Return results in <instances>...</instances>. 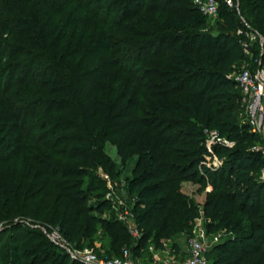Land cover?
I'll list each match as a JSON object with an SVG mask.
<instances>
[{
	"label": "trees",
	"instance_id": "1",
	"mask_svg": "<svg viewBox=\"0 0 264 264\" xmlns=\"http://www.w3.org/2000/svg\"><path fill=\"white\" fill-rule=\"evenodd\" d=\"M217 3L212 34L192 0H0V264H82L42 226L100 257L149 260L200 201L208 231L230 234L212 264H264V155L228 78L248 62L243 22L264 38V0ZM205 130L234 144L213 148L215 171ZM99 170L124 185L137 240Z\"/></svg>",
	"mask_w": 264,
	"mask_h": 264
},
{
	"label": "built area",
	"instance_id": "2",
	"mask_svg": "<svg viewBox=\"0 0 264 264\" xmlns=\"http://www.w3.org/2000/svg\"><path fill=\"white\" fill-rule=\"evenodd\" d=\"M228 8L238 10V0H224ZM193 5L208 20H216L218 17L217 0H192ZM245 30L239 29L236 34L241 37V48L248 62L244 63L238 70L230 73L228 78L233 80L239 87L243 96L244 123L249 127L250 132L260 139V143L252 148L253 152H260L264 155V38L257 31L243 22ZM258 45L259 53L255 55L253 48ZM204 146L207 154L204 157L203 166L215 171L221 167L223 160L216 157L213 152L215 146L232 148L233 143L223 139L216 131H204ZM99 177L106 182L108 192L105 199L108 200L119 221L124 223L134 240L140 236L134 225V217L131 207H127V199L121 200L119 189L125 191L123 184H115L108 174L102 170L98 172ZM259 179L264 183V170L260 172ZM125 193V192H124ZM126 195V193H125ZM130 200L128 201V203ZM202 207L198 211V217L194 219L186 240L185 251L181 252L171 243H163L160 247L153 244L148 245L150 258L148 262L141 259H134L131 251L124 249L118 258L98 256L90 249H78L72 247L63 238L58 229L44 228V234L57 247L61 248L69 256L70 260L82 264H212L208 259V253L222 240L221 232H209ZM30 225V222H25ZM133 224V225H131ZM134 226V227H133ZM2 224H0V229ZM98 247V246H97Z\"/></svg>",
	"mask_w": 264,
	"mask_h": 264
},
{
	"label": "rangeland",
	"instance_id": "3",
	"mask_svg": "<svg viewBox=\"0 0 264 264\" xmlns=\"http://www.w3.org/2000/svg\"><path fill=\"white\" fill-rule=\"evenodd\" d=\"M208 25H209V28L211 29V32H212V34H215L216 33V31H217V25H216V20H208ZM106 153L117 163V164H119V160H118V158H117V155H116V153H115V149L113 148V147H111L110 145H107L106 146ZM135 161V158H133V160H132V162H134ZM111 173L113 174L114 173V171H112L111 170ZM130 163H128V164H126V165H124V166H121L120 167V171H119V178L118 179H120L122 182H124L127 178H130ZM188 191H190L191 192V188H189V189H187ZM210 190V187H207L206 188V191H209ZM125 191H122L121 189H119V197L121 198V200H124V202H125V198H129L127 195H125V193H124ZM193 192V191H192ZM201 197H202V195H200ZM128 201H129V199H127V207H131V203L129 202L128 203ZM200 202H202V201H200ZM200 202H198L199 204H200V206H199V208H198V210L202 207L201 205H202V203H200ZM131 225H133V224H131ZM30 226V228H33V226H31V225H29ZM134 227V226H133ZM5 227H4V225H2V227H1V229H0V232L4 229ZM190 227L187 229V230H184V231H182V232H179V233H177L174 237H173V243H171L172 245H174L175 246V248H177L179 251H181V252H183V251H185V248H186V240H187V236H188V234H189V231H190ZM40 230L43 232V230L44 231H46L47 232V230L46 229H44V227L42 226V227H40ZM218 231H220L221 232V235H222V238H221V240H223L224 238H226V237H228L230 234H229V232H227V231H225V230H218ZM44 233V232H43ZM70 243V242H69ZM70 245L72 246V247H75L72 243H70ZM4 248V249H3ZM59 249H61V248H59ZM62 250V249H61ZM63 251V250H62ZM65 254H66V252L65 251H63ZM5 254V247H4V244H2V245H0V255H4ZM146 262H148V260H145ZM136 264H140L138 261L136 262Z\"/></svg>",
	"mask_w": 264,
	"mask_h": 264
}]
</instances>
